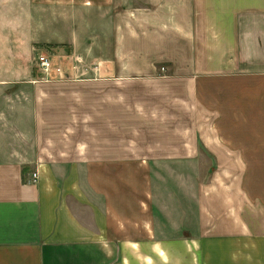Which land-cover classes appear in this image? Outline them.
<instances>
[{
  "label": "crops",
  "instance_id": "obj_1",
  "mask_svg": "<svg viewBox=\"0 0 264 264\" xmlns=\"http://www.w3.org/2000/svg\"><path fill=\"white\" fill-rule=\"evenodd\" d=\"M36 1L50 2L0 0V264H264V198L244 189L243 178L234 177L241 172L216 171L196 197L187 194L192 205L174 220L182 214L173 207L175 194L156 185L160 177L146 154L130 148L118 157L108 149L83 158L82 141L72 137L89 88L52 92L56 85L36 74V45L53 42L35 40ZM90 12L91 39L79 55L90 57L97 75L88 81L96 90L92 116L104 102L111 114L143 121L157 108L128 101L145 103V77H159L164 89L171 84L162 98L175 105L157 112L168 120L160 129L170 128L169 139L157 142L164 147L160 162L264 164V0H161L152 12L165 21L144 19L140 29L118 18L116 34L114 14L105 22ZM69 96L71 105L55 103ZM115 128L107 126L112 135ZM98 139L91 135L90 145ZM163 189L169 212L159 198ZM179 227L191 229L179 234Z\"/></svg>",
  "mask_w": 264,
  "mask_h": 264
},
{
  "label": "rangeland",
  "instance_id": "obj_2",
  "mask_svg": "<svg viewBox=\"0 0 264 264\" xmlns=\"http://www.w3.org/2000/svg\"><path fill=\"white\" fill-rule=\"evenodd\" d=\"M158 1L161 0H50L49 3L36 1L34 5H32V7L34 6V12L32 13L34 16L33 31L35 33V40L44 39L53 41L49 44L41 43L36 45L34 56L32 58V64L36 70V74H39L44 82L56 85L52 86V92L54 89L71 91L74 89L77 90V88L78 90H82L84 87L89 88V91L82 93L81 97H83V100L79 116V120L82 119V122L80 123L78 122V119L76 120V123L80 124V128L76 131V135L72 137V139L82 141L81 151L83 153V158L88 159L87 157L89 156H100L102 155L101 153L108 151V149H113L114 155L118 157L128 156L130 148H132V154L133 151H137V155L146 154V159L149 158L150 161L148 163L150 172L154 176L157 175L160 177L157 180L158 182L156 185H162L163 188L170 187L172 193L175 194L174 196L176 200L173 207L177 208L176 212L179 213L181 211L182 214L177 216V213H175L174 220L180 219L181 216L185 215V211L188 207L190 209L192 203L187 202V194L194 192L196 197L200 185L210 181L212 182V180L208 178L219 170H229L236 173L241 172L242 176L235 174L234 177L243 178L244 189L246 188L248 193H260V197L264 198V164H219L217 162H202L198 160L194 162L179 160L160 162L158 160L156 155L159 154V152L161 153L164 147H160L157 142L169 139L170 128L165 129V127H162V130L160 129L161 124L163 122V124H166V121L168 120H166L164 115L157 112H159L162 107L171 108L175 106L172 104V99L162 98L163 93H169L171 91V84L166 83L164 89L159 81V77H145L147 87L145 103H143L145 97L130 98L128 101L131 106H138L141 103L145 106V109H148L150 112L151 108H157L155 114L150 116V114L147 113L144 115L143 121L140 122L137 119H134L132 115L124 116L121 112L111 114L112 112L109 113V111L106 110L104 102L99 103V112L97 115L92 116L90 114L92 105H96L97 101L91 94V92H96V90L90 89L91 82L88 81L96 80L97 75L94 69H92L93 66L90 57L85 60L79 55L82 54L81 50H84L86 43H88L86 40L89 38L91 39L90 35L93 27L91 22L93 19L91 16H96V14L90 12V8H93L95 12L98 11L105 22L110 15L114 14L115 21L113 29L116 34V22H118V18L127 17L136 27L140 25V29H144V25H142L144 24L142 23L144 22V19H152L153 21V19L156 18L157 20L165 21L162 13L158 16L152 12L157 9ZM167 2L170 3V0H167ZM23 5L25 4L19 5V14H22L25 10ZM140 6L146 9L150 8V11L147 14L142 13L138 10ZM8 10H11L10 6H8ZM132 13L135 14L133 15ZM20 21H24V19H20ZM22 26V24L19 25L20 28ZM103 26L105 27L106 23L105 25L103 24ZM150 26L147 28V32L153 31L154 27ZM137 30L138 29L136 28L135 31ZM47 31L49 37L45 34ZM123 31L124 29L121 28L120 32ZM102 34V40L103 42H106L107 30L105 28L102 29ZM117 37H120V34H118ZM70 40L72 42L71 44L68 43ZM105 44L106 43H102L99 46V52H101V54L105 53ZM42 53H45L46 56L52 59L54 66L61 67L64 75L59 76L51 73L49 76H46L39 72V69L36 67L35 58ZM77 56L81 57L82 61L79 60ZM98 86L95 85V88H98ZM99 88V90L103 89L101 86H99ZM138 90L140 91L141 89ZM119 91H122V83L116 80V94L119 93ZM131 93L132 96H135L133 92ZM141 94L143 93L141 92ZM62 97H64V95H62ZM70 100L74 101L73 98L69 96L66 100L56 99L55 103L58 106H64L65 104L71 105ZM124 117H129L127 122L131 123L130 126L132 130L128 129V136L126 129H124L126 128L124 127V121L122 120ZM183 122L186 123L185 116ZM111 123L116 126L113 135L110 132V129H107V126ZM74 127V122H72L71 131L74 130ZM91 135H99V143L97 145H90ZM100 138L102 139L100 140ZM130 138L135 140H133L135 144H132V142L128 140ZM107 143L109 144L108 148L106 147ZM95 149H97L96 151L98 152H92ZM199 150L202 149L199 148ZM198 153L202 154L199 151ZM116 167L121 169L120 165L116 164ZM163 190L164 195H160L159 198H164L163 209L167 210V208H170L172 205V200L170 201L166 190ZM167 211L169 212V210ZM185 229L188 228L179 227L175 232H178L179 234H187ZM190 229L191 228L188 230Z\"/></svg>",
  "mask_w": 264,
  "mask_h": 264
},
{
  "label": "built area",
  "instance_id": "obj_3",
  "mask_svg": "<svg viewBox=\"0 0 264 264\" xmlns=\"http://www.w3.org/2000/svg\"><path fill=\"white\" fill-rule=\"evenodd\" d=\"M36 67L39 69L43 75L49 76L51 73L55 75L62 76L64 75L62 72V68L58 66H54L52 63V59L46 56L45 53L39 54L35 58ZM43 80V78H41ZM37 178V174H33V181Z\"/></svg>",
  "mask_w": 264,
  "mask_h": 264
}]
</instances>
